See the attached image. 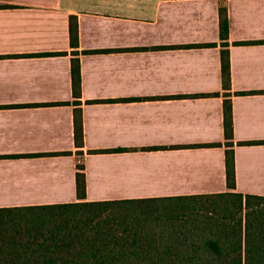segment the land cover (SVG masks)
<instances>
[{"label": "crops", "instance_id": "1", "mask_svg": "<svg viewBox=\"0 0 264 264\" xmlns=\"http://www.w3.org/2000/svg\"><path fill=\"white\" fill-rule=\"evenodd\" d=\"M221 6L230 25L234 192L264 196V145H238L264 141V0H0V208L230 191ZM49 53L60 54L37 55ZM248 92L256 94H238ZM56 103L68 104L45 106ZM209 144L222 146L183 148ZM117 149L124 152L91 154Z\"/></svg>", "mask_w": 264, "mask_h": 264}, {"label": "trees", "instance_id": "2", "mask_svg": "<svg viewBox=\"0 0 264 264\" xmlns=\"http://www.w3.org/2000/svg\"><path fill=\"white\" fill-rule=\"evenodd\" d=\"M219 19L225 90V164L230 191L0 208V264H264V196L234 192L236 164L228 49L230 25L226 6L219 8ZM78 32L77 18L71 17L73 48L79 46ZM90 53L93 52H86ZM72 81L74 105L79 106L81 68L77 58L72 61ZM65 104L68 103L45 106ZM74 127L75 144L81 150L85 142L79 108L74 110ZM238 145H264V141L240 142ZM217 146L222 145L183 148ZM101 152L124 150L91 151V154ZM77 155V195L84 200L87 194L83 152L78 151Z\"/></svg>", "mask_w": 264, "mask_h": 264}, {"label": "rangeland", "instance_id": "3", "mask_svg": "<svg viewBox=\"0 0 264 264\" xmlns=\"http://www.w3.org/2000/svg\"><path fill=\"white\" fill-rule=\"evenodd\" d=\"M137 192H139V191H137ZM144 192H158V191H144ZM163 192H171V191H163ZM5 202H7V203H9V204H12V203H28V202H33V201H1V203H5Z\"/></svg>", "mask_w": 264, "mask_h": 264}]
</instances>
